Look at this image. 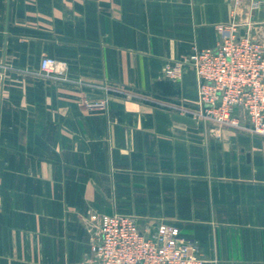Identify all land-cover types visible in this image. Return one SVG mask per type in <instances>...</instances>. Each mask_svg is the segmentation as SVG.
Here are the masks:
<instances>
[{
  "label": "crops",
  "instance_id": "obj_1",
  "mask_svg": "<svg viewBox=\"0 0 264 264\" xmlns=\"http://www.w3.org/2000/svg\"><path fill=\"white\" fill-rule=\"evenodd\" d=\"M232 21L264 42L249 0H0V264H85L114 213L167 221L203 264H264V138L176 120L198 79L163 74Z\"/></svg>",
  "mask_w": 264,
  "mask_h": 264
},
{
  "label": "built area",
  "instance_id": "obj_2",
  "mask_svg": "<svg viewBox=\"0 0 264 264\" xmlns=\"http://www.w3.org/2000/svg\"><path fill=\"white\" fill-rule=\"evenodd\" d=\"M242 0H233L239 5ZM252 8L264 0H249ZM241 23L218 25L215 47H192L164 66V76L178 79L184 68L198 79L194 107L168 104L181 116L213 129L227 128L264 138V42L240 33ZM66 63L51 57L40 61L41 73L67 80ZM108 90V89H106ZM101 107L102 101L88 104ZM91 242L85 264H203L196 243L177 235L165 220L140 222L129 214L104 215Z\"/></svg>",
  "mask_w": 264,
  "mask_h": 264
},
{
  "label": "water",
  "instance_id": "obj_3",
  "mask_svg": "<svg viewBox=\"0 0 264 264\" xmlns=\"http://www.w3.org/2000/svg\"><path fill=\"white\" fill-rule=\"evenodd\" d=\"M173 116H174V118L176 120L181 121V122H184V123L192 124L194 122L191 118H189L187 116H181L179 114H174Z\"/></svg>",
  "mask_w": 264,
  "mask_h": 264
}]
</instances>
